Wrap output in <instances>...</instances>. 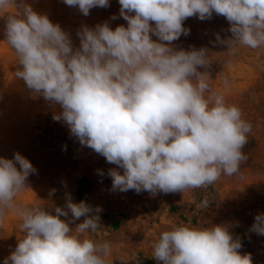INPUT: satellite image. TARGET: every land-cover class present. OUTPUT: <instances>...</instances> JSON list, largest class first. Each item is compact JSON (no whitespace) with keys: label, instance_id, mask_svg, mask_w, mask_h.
Segmentation results:
<instances>
[{"label":"clouds","instance_id":"clouds-1","mask_svg":"<svg viewBox=\"0 0 264 264\" xmlns=\"http://www.w3.org/2000/svg\"><path fill=\"white\" fill-rule=\"evenodd\" d=\"M63 2L84 16L110 6L109 0ZM118 2L127 26L82 25L74 48L58 23L25 0H0V11L15 9L4 24L5 41L17 55L15 78L33 97L59 106L52 119L63 121L82 146L123 170L108 171L113 191L183 193L239 174L248 160L243 148L252 124L210 85L209 50L178 49L173 42L189 35L185 20L215 14L227 20L231 35L216 34L214 45L226 46L229 56L240 48L256 50L264 46V0ZM35 172L18 152L12 159L0 157V219L14 211L22 233L3 264H112L111 242L89 235L102 228L99 206L69 196L52 214L42 204L17 202ZM209 203L204 198L197 207L205 210ZM250 231L264 235V213L255 216ZM241 248L227 225L177 224L160 233L152 257L158 264H252ZM131 261L139 264L135 257Z\"/></svg>","mask_w":264,"mask_h":264},{"label":"rangeland","instance_id":"rangeland-1","mask_svg":"<svg viewBox=\"0 0 264 264\" xmlns=\"http://www.w3.org/2000/svg\"><path fill=\"white\" fill-rule=\"evenodd\" d=\"M25 2L37 13L46 14L53 23H58L69 34L74 48L79 47L77 31L82 25L94 28L108 22L113 30L120 25L127 26L119 16L118 0H109L107 8L91 9L88 16L63 0ZM5 11H0V16L4 15L0 17V157L12 159L18 152L36 169L28 177V189L17 195L18 203H39L52 214L55 207H65L69 196L75 203L84 201L93 208L99 206L102 228L89 235L94 240L111 242L109 261L112 264H121V260L135 264L131 261L133 257L139 264H158L152 257L153 244L161 232L177 224L227 225L234 238L241 240V254H251L252 264H264V235L250 231L255 216L264 213V46L256 50L240 48L235 56H229L226 46L213 43L216 34L222 38L231 35L230 25L223 16L214 14L210 20L191 17L184 21L183 26L190 33L182 35L173 46L209 50L210 85L224 93L227 103L240 107L243 118L252 124L248 143L243 148L248 160L239 174L222 176L207 188L155 195L138 194L134 190L120 192L111 190L108 171L116 168L122 174L123 170L82 146L63 121L52 119L54 113L61 111L59 106L51 105L43 97H33L24 82L15 78L17 55L4 35L5 19L15 9ZM113 15L117 17L114 20ZM204 198L210 203L207 209L201 210L197 205ZM70 217L71 213L61 219ZM83 219L70 227L74 228ZM20 222L14 211L0 219V264L22 237L18 231ZM104 232L108 235L104 236Z\"/></svg>","mask_w":264,"mask_h":264}]
</instances>
